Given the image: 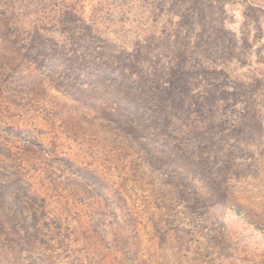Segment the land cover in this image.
<instances>
[{"label":"rangeland","instance_id":"1","mask_svg":"<svg viewBox=\"0 0 264 264\" xmlns=\"http://www.w3.org/2000/svg\"><path fill=\"white\" fill-rule=\"evenodd\" d=\"M0 264H264V0H0Z\"/></svg>","mask_w":264,"mask_h":264}]
</instances>
